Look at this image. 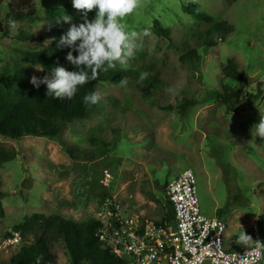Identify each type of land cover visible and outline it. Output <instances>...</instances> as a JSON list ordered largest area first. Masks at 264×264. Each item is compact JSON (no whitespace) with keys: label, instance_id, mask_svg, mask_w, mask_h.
Returning <instances> with one entry per match:
<instances>
[{"label":"rangeland","instance_id":"1","mask_svg":"<svg viewBox=\"0 0 264 264\" xmlns=\"http://www.w3.org/2000/svg\"><path fill=\"white\" fill-rule=\"evenodd\" d=\"M33 1L36 17L11 26L8 37L0 35L5 92L31 90V78L42 75L41 66L21 57L51 43L36 40L48 31L45 10L82 14L72 0ZM185 5L227 22L233 33L215 47L198 48L197 34L210 25L199 24ZM8 12V3L0 5L2 18ZM155 21L170 31L171 41L154 33ZM120 22L126 32L136 33L134 54L105 71L129 73L144 82L141 86L127 77L117 84L99 82L98 107L88 119L67 123L56 138L0 135V150L18 154L0 168V240L35 215L87 222L107 198L129 206L142 221H160L169 202L167 185L191 169L202 214L226 223L225 244L249 247L264 215V141L251 135L264 116V0H138L137 9ZM23 32L33 40L18 38ZM188 48L198 49L199 62L183 59ZM229 60L249 86L225 77ZM152 68L157 73L152 75ZM143 73L148 75L141 80ZM222 86L242 96L232 110L218 100ZM247 96H253L251 102L243 100ZM187 101L196 106L183 115L179 108ZM69 149L75 150L73 157ZM243 232L249 238L241 241ZM20 249L3 253L1 264H9ZM55 253L59 264H71L64 240L56 242Z\"/></svg>","mask_w":264,"mask_h":264},{"label":"trees","instance_id":"2","mask_svg":"<svg viewBox=\"0 0 264 264\" xmlns=\"http://www.w3.org/2000/svg\"><path fill=\"white\" fill-rule=\"evenodd\" d=\"M4 3H8L9 8V12L4 18L0 15V35L4 37L10 35V20L15 21L16 24L32 19L37 15V7L33 0H0V5ZM196 8V5H185L183 10L194 16L199 24L210 25L205 32L197 34L198 40L201 41V45L198 48L215 47L220 40H224L233 33V28L227 22L214 21L213 17L197 11ZM45 14L49 25L48 31L36 40L45 41L48 38L51 43L44 50L34 53H22L21 57L23 63L41 66L43 72L39 79H43L45 76L51 79L56 67H65L69 71L76 70L66 60V56L71 49L58 47V44L60 37L73 24L79 25L84 21L83 13L69 16L59 10L47 8ZM95 15L96 12H89L87 18L92 20ZM65 16L70 18L69 23L63 21ZM59 20L60 22L57 23ZM154 33L171 41L170 31L164 28L159 21L154 23ZM18 38L24 42L33 40L31 35H26L24 32ZM188 49L183 59L199 62L201 56L198 53V49ZM73 55L76 56L78 53L73 52ZM106 68L107 65L98 72L95 80H90L81 86L72 100L47 97L45 95L47 91L46 85L43 84L38 90L34 87L31 90L21 87L9 92L0 89V135L11 139L27 137L56 138L62 133L67 123L88 119L91 112L98 107L99 102L92 106H85L83 97L89 93L96 92L99 82H114L117 84L127 77L134 85L141 86L144 83L143 81H134L135 78L131 77L129 73L122 74L119 71L106 72ZM156 70L157 68L150 69L152 75L157 73ZM224 74L227 79L236 81L241 86H249L248 78L238 70L232 60L228 61ZM150 79L153 78L150 77L147 80ZM262 85L264 84L262 83ZM222 89L223 93H217L216 95L218 100L228 106L229 110L241 103V101L239 103L236 102L237 99L242 97L237 91L228 86H222ZM252 99L253 96H247L243 100L251 102ZM195 106V101H187L179 109L183 115H186ZM73 151L75 150L72 149L71 151L69 149L72 157L74 156ZM17 156L18 154L15 151L0 150V168L4 164L15 160ZM3 198L4 193L0 191V216L4 214ZM166 209L167 212L162 223H173L175 212L169 202ZM256 226L258 231L264 236V215L258 218ZM98 227L99 223L95 219L83 223H75L61 216L35 215L14 227L13 230L23 233L25 243L12 256L9 264H59L58 256L55 253V244L59 239L65 242L71 257V264H125L123 260L101 246L96 235ZM28 235H32L33 238L29 239ZM233 249H240V245L235 246Z\"/></svg>","mask_w":264,"mask_h":264},{"label":"built area","instance_id":"3","mask_svg":"<svg viewBox=\"0 0 264 264\" xmlns=\"http://www.w3.org/2000/svg\"><path fill=\"white\" fill-rule=\"evenodd\" d=\"M166 197L175 212L167 224L142 221L121 201L105 199L94 218L101 246L125 264H264V237L258 231L252 245L235 250L229 240L225 244L226 223L202 214L193 170L169 183ZM24 243L22 232H8L0 240V264L3 253Z\"/></svg>","mask_w":264,"mask_h":264},{"label":"clouds","instance_id":"4","mask_svg":"<svg viewBox=\"0 0 264 264\" xmlns=\"http://www.w3.org/2000/svg\"><path fill=\"white\" fill-rule=\"evenodd\" d=\"M72 6L82 11L84 21L79 25L73 24L60 37L58 47L71 49L66 60L76 70L69 71L65 67H56L51 79L47 76L43 79L33 76L30 80L37 90L42 84L46 85L45 95L60 100H72L78 89L90 80H95L105 65L107 68H114L117 62L126 63L133 56L136 47V33L126 32L120 21L137 9L138 0H72ZM93 9L97 10L95 18L89 20L87 14ZM63 21L69 23L70 18L65 16ZM59 22L60 20L57 23ZM9 24L15 27V21L10 20ZM73 52L78 55L74 56ZM147 75L141 74L140 79H145ZM99 100L100 96L96 92L83 97L85 106L95 105ZM253 134L264 141V116L252 129L251 135ZM248 238L244 232L240 236L241 241Z\"/></svg>","mask_w":264,"mask_h":264},{"label":"crops","instance_id":"5","mask_svg":"<svg viewBox=\"0 0 264 264\" xmlns=\"http://www.w3.org/2000/svg\"><path fill=\"white\" fill-rule=\"evenodd\" d=\"M165 213H166V212H165ZM164 216H165V214H164ZM164 216L162 217V219H161L160 221L163 220ZM230 243H231V242H230ZM230 246L234 248V247L237 246V245H236V243H233V242H232V244H231Z\"/></svg>","mask_w":264,"mask_h":264},{"label":"water","instance_id":"6","mask_svg":"<svg viewBox=\"0 0 264 264\" xmlns=\"http://www.w3.org/2000/svg\"><path fill=\"white\" fill-rule=\"evenodd\" d=\"M18 194H19V195H23V194L26 195L27 193H22V192H20V193H18Z\"/></svg>","mask_w":264,"mask_h":264}]
</instances>
